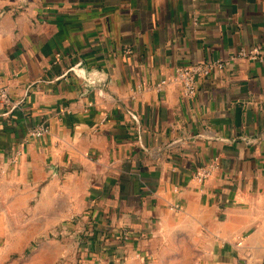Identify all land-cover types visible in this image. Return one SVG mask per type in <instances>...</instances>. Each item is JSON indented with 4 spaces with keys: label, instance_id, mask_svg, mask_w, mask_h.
<instances>
[{
    "label": "crops",
    "instance_id": "obj_1",
    "mask_svg": "<svg viewBox=\"0 0 264 264\" xmlns=\"http://www.w3.org/2000/svg\"><path fill=\"white\" fill-rule=\"evenodd\" d=\"M256 44L264 0H0V257L49 232L83 264H264Z\"/></svg>",
    "mask_w": 264,
    "mask_h": 264
},
{
    "label": "built area",
    "instance_id": "obj_2",
    "mask_svg": "<svg viewBox=\"0 0 264 264\" xmlns=\"http://www.w3.org/2000/svg\"><path fill=\"white\" fill-rule=\"evenodd\" d=\"M236 56L242 58H248L250 60L264 61V53L262 52L259 44L253 45L249 48H240L236 53ZM228 65V61L223 59L216 60H203L198 61L190 65L177 66L174 69L173 78L179 81L182 85V93L184 96H191L197 92V80L199 78L211 77L212 73L216 69H223ZM165 79H162L157 87L160 88L165 83ZM16 106V102L12 100L9 91L6 87L0 86V115L8 114ZM47 131V128L40 125L38 128L32 131L35 136H40ZM219 168V162L217 158L211 159L207 164L200 166L195 171V178L199 181L209 177L214 171ZM262 175L264 178V162L262 164ZM75 216L71 215L68 220H74Z\"/></svg>",
    "mask_w": 264,
    "mask_h": 264
},
{
    "label": "rangeland",
    "instance_id": "obj_3",
    "mask_svg": "<svg viewBox=\"0 0 264 264\" xmlns=\"http://www.w3.org/2000/svg\"><path fill=\"white\" fill-rule=\"evenodd\" d=\"M54 234L48 232L40 240L32 241L21 251L12 252L6 257L1 256L0 264H83L74 255L75 252L73 259L69 258V255L63 250L65 245L62 236ZM57 249L63 251L58 257L55 256Z\"/></svg>",
    "mask_w": 264,
    "mask_h": 264
}]
</instances>
